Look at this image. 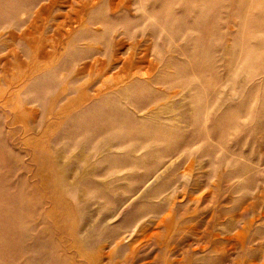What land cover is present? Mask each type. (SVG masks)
Wrapping results in <instances>:
<instances>
[{
	"label": "rangeland",
	"instance_id": "obj_1",
	"mask_svg": "<svg viewBox=\"0 0 264 264\" xmlns=\"http://www.w3.org/2000/svg\"><path fill=\"white\" fill-rule=\"evenodd\" d=\"M0 264H264V0H0Z\"/></svg>",
	"mask_w": 264,
	"mask_h": 264
}]
</instances>
